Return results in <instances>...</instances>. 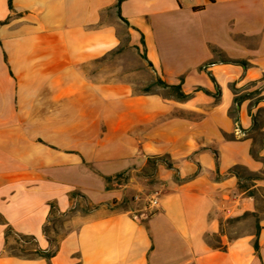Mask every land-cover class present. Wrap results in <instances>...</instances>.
Segmentation results:
<instances>
[{"label": "crops", "instance_id": "obj_1", "mask_svg": "<svg viewBox=\"0 0 264 264\" xmlns=\"http://www.w3.org/2000/svg\"><path fill=\"white\" fill-rule=\"evenodd\" d=\"M11 4L0 0V264H264V178L247 181L255 197L229 171L264 177V0ZM121 23L186 98L89 73ZM149 157L171 167L145 175ZM257 204L255 251L254 232L229 238L224 223ZM18 235L52 255H12Z\"/></svg>", "mask_w": 264, "mask_h": 264}, {"label": "rangeland", "instance_id": "obj_2", "mask_svg": "<svg viewBox=\"0 0 264 264\" xmlns=\"http://www.w3.org/2000/svg\"><path fill=\"white\" fill-rule=\"evenodd\" d=\"M119 44L107 52L99 62L89 66V73L102 74L106 79L113 77L119 80H126L131 83L136 92H143L145 86L149 85V91L165 96V89L156 83L158 77L150 72L142 58L143 50L140 46L137 48L131 43L127 27L121 23L117 28ZM101 69V70H100ZM171 98V97H167ZM234 218V217H233ZM62 218L54 216L46 225V233L50 238H55L60 231ZM254 219L252 216H245L238 219H229L224 223V232L229 238L254 232ZM214 241V240H212ZM35 242L30 238H19L17 236L9 237L7 249L10 253L21 256L34 255Z\"/></svg>", "mask_w": 264, "mask_h": 264}, {"label": "trees", "instance_id": "obj_3", "mask_svg": "<svg viewBox=\"0 0 264 264\" xmlns=\"http://www.w3.org/2000/svg\"><path fill=\"white\" fill-rule=\"evenodd\" d=\"M7 4H8V8L12 9L11 0H7ZM114 6L118 7V2ZM141 42H142V38H141ZM156 83H158L159 85H161L165 89V94H164L165 96H163V97H171V98H175V99H184V98H186L188 96V94L183 92L180 83H177V84L167 83L164 80H162L160 77L156 78ZM149 85L150 84H148V86H145L143 92H150L149 91V88H150ZM153 93H155V92H153ZM237 99L238 98L235 97L234 101L236 102ZM251 151H252L253 155H256V152H254V150H251ZM156 160L163 161L167 166L171 167L170 162L167 161L164 157H149L148 161H147V168L142 170L143 174L150 175L152 173V171L154 170V163H155ZM229 171L234 173L235 176L237 177V180H238L237 183H238L239 189L245 191V193L247 195L256 197L255 191L248 189L247 181H250V180L255 179V178H264L263 176L247 172L241 166H234ZM119 176H121V173L115 174L113 176V178H117ZM106 178H107V180L112 179L111 176H107ZM126 203H127V199H124L122 203H117V202L113 201L114 205H117V204L118 205H125ZM261 210H262L261 205L257 204L256 209L254 211L244 212L240 216L227 219V220H229V219H238V218L245 217V216H252L253 217L255 230H254V237L252 239V246H253V249L255 251L258 250V241H257V234H258V229H259L258 220H259V216H260ZM17 237L26 238V237L21 236V235H18ZM212 240H214V241H212ZM207 242L213 248H218V249H221V250L225 249V244L221 242L219 234H214L213 236H211V239L210 238L207 239ZM33 252H34V254H37V255L45 257L46 259H49L50 256L53 253V250L52 249L43 250V249L35 247ZM11 254L12 255H16V256H21L19 254H15V253H11Z\"/></svg>", "mask_w": 264, "mask_h": 264}, {"label": "built area", "instance_id": "obj_4", "mask_svg": "<svg viewBox=\"0 0 264 264\" xmlns=\"http://www.w3.org/2000/svg\"><path fill=\"white\" fill-rule=\"evenodd\" d=\"M138 196H135L134 199H138ZM145 201L149 207L154 208L158 206V193L153 192L145 197Z\"/></svg>", "mask_w": 264, "mask_h": 264}]
</instances>
